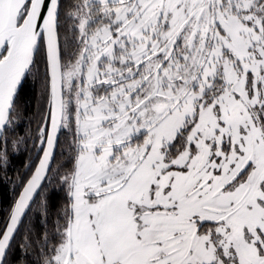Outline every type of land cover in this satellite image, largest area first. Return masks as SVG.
Listing matches in <instances>:
<instances>
[{"label":"snow or ice","instance_id":"snow-or-ice-1","mask_svg":"<svg viewBox=\"0 0 264 264\" xmlns=\"http://www.w3.org/2000/svg\"><path fill=\"white\" fill-rule=\"evenodd\" d=\"M0 264H264V0H0Z\"/></svg>","mask_w":264,"mask_h":264},{"label":"trees","instance_id":"trees-1","mask_svg":"<svg viewBox=\"0 0 264 264\" xmlns=\"http://www.w3.org/2000/svg\"><path fill=\"white\" fill-rule=\"evenodd\" d=\"M3 195V192H2V190H0V196H2Z\"/></svg>","mask_w":264,"mask_h":264}]
</instances>
